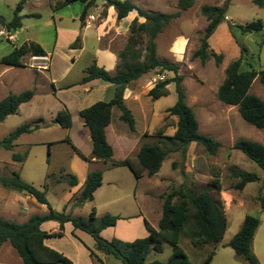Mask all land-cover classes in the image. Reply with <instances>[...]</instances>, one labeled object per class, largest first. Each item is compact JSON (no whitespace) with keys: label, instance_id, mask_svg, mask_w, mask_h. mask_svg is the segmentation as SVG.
<instances>
[{"label":"rangeland","instance_id":"obj_1","mask_svg":"<svg viewBox=\"0 0 264 264\" xmlns=\"http://www.w3.org/2000/svg\"><path fill=\"white\" fill-rule=\"evenodd\" d=\"M131 1L147 11L164 13L179 11L178 0ZM19 2L20 0H0V19L11 20ZM226 2H228L226 19L232 24V27L229 28L227 23H222L209 39L210 48L224 55L223 63L217 66L211 57L205 63H202L199 58H193L194 52L201 45V38L204 36L208 25L201 8L205 5L223 6ZM54 4L55 0H27L20 13L23 17L22 28L13 33L8 31L6 27L0 26V31H4V34L0 35V60L3 56L9 54L15 46H20L24 42L30 41L39 43L50 53V56H47L48 59H35V56L31 54L26 55L23 58L25 67L21 69L0 64V99L3 98L7 90L15 93L26 89L37 88L38 90L37 98L34 102L26 103L18 113L9 115L0 123V139L26 122H31L38 118L43 119L40 122L39 129L30 135L20 138L14 147V152L22 153L26 150L28 151V158L25 163L19 164L13 161L11 158L12 152L0 147V174L8 176L13 171H16L25 181L39 189L47 186L49 190L46 196L51 206L57 212H62L64 209L62 202L66 198V192H63L62 189L67 190L69 185L66 181H62L60 177L64 173L76 174L72 172L71 168V158L76 151L71 143L65 140L68 139V136L71 137L74 143L80 146L82 150H86L87 145L75 133V129L79 125V117L75 119V127L70 129L59 126L54 123L53 119L57 112L62 110L61 102L64 100L72 101L71 99L74 96L76 97V93L81 91L80 86L76 84L84 77L85 69L97 62V57L94 55L96 49L108 44H116V47L121 46L126 35L127 37L129 36V31L125 33L117 30L118 34L110 35V33L114 32V30H110L109 34H104L101 38L98 24L101 19L107 16L106 7L102 0H97L88 11L86 18L90 20L89 23L92 26L87 28H85L86 18L84 21L80 19L84 9L82 2L77 1L57 10L54 9ZM257 20H262L264 24V7H258L252 0H195L194 5L190 9L181 11L180 16L166 25L157 36V54L159 59L179 65L178 73L183 76L182 87L186 94V102L195 112L199 122V131L217 139L222 144L215 156L209 155L197 143L190 144L185 156L180 151L170 152L163 161L159 173L163 177V194L173 189H178L183 183H186L187 187L199 191L211 184L213 176H218L221 180L222 190L226 194L238 195L239 190L234 188L238 180L232 176L233 171L243 170L257 173L260 177H264V171L255 162L250 160L240 150L232 148L233 144L239 139H249L264 144V131L247 123L240 116L238 107L224 104L217 96L218 88L225 78V70L234 60L242 59L240 70L264 69V28L261 32L243 34L237 27V25H246ZM139 21L142 20L139 19ZM109 23L112 26L109 29H114L115 25L119 26V28L122 26L117 21L109 20ZM77 37H80V40L76 43V47L81 48L70 49V45L74 43ZM180 43H184L181 49L178 46ZM39 68L42 70H39L40 74L35 80L33 75ZM165 77L172 78L174 73L163 72L160 68H157L144 74L140 79H137L138 81L134 82L133 98H131L137 99L142 106L149 104L151 106L150 110L154 109V116L150 118L148 130L145 133L143 132V135L141 134L139 145L142 143L159 144L162 148H171L165 137L173 135L177 123V117L171 116L167 112V109L173 106L177 100L175 83L169 85L170 94L161 97L156 102L148 96V91L152 84ZM2 80L10 88L6 89V92H4V86L1 84ZM67 84H75L74 86L76 87L61 89ZM52 85H55L57 89L53 88ZM99 91L100 89L95 87L79 103V106L85 107L92 101L106 98ZM3 92L4 94L1 95ZM250 92L264 99V86L258 78L254 81ZM73 103L72 101L70 106L74 112L76 110L74 108L77 107ZM131 109L135 110L132 105ZM113 112V118L116 123L120 110L114 108ZM134 112L137 120V130L142 133L147 125H145L137 111ZM165 122H169L171 126L167 128L163 135L159 134L158 129ZM123 126L126 129L129 128L127 123H124ZM130 137L135 139L134 136ZM77 164L79 166L82 163L78 160ZM95 166L101 169L100 164ZM48 174L52 175V177L47 178ZM122 177L125 178L126 175ZM58 179L61 181L58 182ZM131 186L130 184L127 188L119 189L124 197L128 196L127 193L129 191L134 193V189ZM162 189L161 187H156L154 191L158 193ZM226 194L224 193L222 197H226ZM78 196L79 193L71 200L73 206ZM256 196L264 197V189L261 188L259 182L249 184L244 192L240 194L243 203L236 200L231 208L230 203L225 205V207H228L227 218L229 223L225 239L234 235L237 226L242 223L246 215L259 217L262 223L254 240V248L264 264V208L260 204L259 197L256 198ZM12 198L10 192L5 191V188L0 186V216L7 215L6 210H4V204L6 200L10 202ZM132 199L134 200L133 197L125 198V201L132 203ZM85 203L72 209L74 216L89 219L92 209L99 203V198L97 201ZM29 206L30 208L24 211L27 216L42 214V212L46 211L41 205H38V208L33 207L31 204ZM18 207L20 208V206ZM40 207L43 209H40ZM142 207L150 222H156L162 213L161 204L157 198H148L146 202L142 203ZM77 235L87 244L93 243L91 235L79 232ZM55 244L59 248L72 253H76L77 248L81 249L82 247L69 233H67L65 238L56 239ZM180 244L194 264H203L211 250L210 246H193L190 239L186 236H182ZM172 252V246L169 243H165L163 252H151L147 257V262L153 260L165 262L169 259ZM3 256H8L12 264L21 263H14L16 256L12 248L7 247L5 249L4 247L0 257L1 260ZM112 259L108 260L107 263L122 264L120 260L113 257ZM209 264L250 263L244 258L236 256L232 248H220Z\"/></svg>","mask_w":264,"mask_h":264},{"label":"trees","instance_id":"obj_2","mask_svg":"<svg viewBox=\"0 0 264 264\" xmlns=\"http://www.w3.org/2000/svg\"><path fill=\"white\" fill-rule=\"evenodd\" d=\"M77 1L84 4L80 16L81 21H84L88 11L97 0H55L53 6L57 10ZM102 1L105 7L115 9L118 21L123 20L133 11L137 12V17L129 26V36L124 49L119 53L120 61L116 73H111L97 63H93L85 69V75L78 83L85 84L98 79L116 85L115 94L111 101H98L78 113L79 120L90 130L93 158L111 162L112 166H127L138 180L144 171H147L149 176L157 174L170 152L180 151L185 156L192 143L201 145L209 155L215 156L222 144L217 139L199 131V122L195 112L186 102V94L182 87L183 76L178 73L179 65L174 62L161 61L157 54V36L166 25L180 16L181 11L190 9L195 0H178L179 11L175 13L147 11L131 0ZM26 2L27 0H20L14 10L13 18L8 21L0 19V26L6 27L8 31L13 33L22 28L23 17L20 13ZM252 2L258 7H264V0H252ZM227 5L228 2L223 6L205 5L201 8L208 25L204 36L201 38V45L194 52L193 58H199L202 63H205L210 57L214 59L217 66L223 63L224 55L210 48L209 39L222 23H227L229 28L232 27V24L226 19ZM139 18L144 20L140 22ZM237 27L243 34H247L261 32L264 24L262 20H257L246 25H237ZM79 40L80 37H77L74 43L70 45V49L80 48L76 47ZM29 54L37 57L47 56L46 50L39 43L24 42L3 56L0 64L25 67L23 58ZM241 64L242 59L238 58L227 66L225 78L218 88L217 96L224 104L238 107L240 116L247 123L264 131V99L250 92L257 78L264 86V69L240 70ZM157 68L163 72L174 73L172 78L165 77L157 81L148 92V96L156 101L161 97L168 96L170 94L169 85L175 83L177 100L173 106L167 109V112L169 115L177 117V123L175 133L165 137L171 148H162L159 144H143L136 159L128 157L116 161L114 160V148L109 144L106 137V128L112 119V109L117 107L121 111V120L127 123L132 131H135L136 122L131 110L125 104L124 91L129 83ZM34 95L35 89H27L20 93L11 92L1 99L0 123L9 115L18 113L20 105L30 101ZM42 121V118H38L26 122L0 139V147L12 152L13 161L25 162L27 153L14 152L15 142L21 135L39 129ZM54 123L63 128H71L73 119L70 111L67 108L60 110L56 114ZM170 126L169 122H165L158 129V133L163 135ZM65 141L71 143L70 139ZM232 148L240 150L264 171V144L254 140L239 139ZM76 151L84 159L89 160L82 152L77 149ZM232 176L238 180L234 188L239 191L243 190L248 183L259 180L256 173L242 170L233 171ZM50 177L52 175L48 174L47 178ZM60 178L62 181H66L69 186L78 184L77 176L72 173H64ZM102 180L103 171L101 169L90 172L80 195L74 201V205L79 206L86 201H92L94 192L101 186ZM57 181L60 182L61 180L58 179ZM0 185L24 192L34 197L40 204L47 206L46 213L34 214L24 223H17L0 217V248L8 242L22 259L23 264H73L71 259L45 243L47 238L63 237L64 224L67 222H71L75 229H80L91 235L95 240L97 250L114 256L122 264H194L180 244L183 235L188 237L195 247L206 245L213 247L203 263L209 264L228 227L225 203L221 196L222 184L218 176H213L211 184L199 191H195L183 183L178 189L162 194L160 196L162 216L158 227H153L145 220L149 235L134 241H123L117 238L108 240L101 235L104 229L117 224V221L121 219L118 215L105 214L97 217L96 209L93 208L89 219H86L73 216L65 211H55L46 196L48 187L44 186L43 189H39L25 181L16 171L8 176L0 174ZM262 188H264V182ZM259 200L262 208H264V197L259 196ZM46 221L58 222L60 231L50 234L42 230L41 225ZM259 225L260 219L258 217L246 215L240 230L227 243V246L234 250L236 256L244 258L250 264H260L252 252V240ZM165 243H169L173 248L169 259L165 262L159 260L147 262V257L151 252H163ZM91 255L94 254L91 253Z\"/></svg>","mask_w":264,"mask_h":264},{"label":"crops","instance_id":"obj_3","mask_svg":"<svg viewBox=\"0 0 264 264\" xmlns=\"http://www.w3.org/2000/svg\"><path fill=\"white\" fill-rule=\"evenodd\" d=\"M106 11H107L106 18L101 19V22L98 24L99 29H100L101 38H102V36H104V34L105 35L109 34L110 30H114V32L110 33V35L111 34H118V32H116L117 30H121V31L127 33L129 31L130 24L132 23V21L137 16L136 12L133 11L126 18H124L121 21H118L116 11L113 7H106ZM139 19L142 21L144 20L143 18H139ZM109 20L119 22L122 25L121 28H119V26L115 25L114 29H109V28H112V26L109 23ZM142 21H140V22H142ZM89 22H90V20H88V18H86L85 28L92 26V24H90ZM127 39H128V37L126 35L123 44H121V46H119V47H116V44H114V45L108 44V45H103V46H100L99 48H97L95 51V54H94L97 57L96 58L97 59V62H96L97 65L105 68L107 71H109L111 73H116L117 66H118L119 61H120L119 53L124 49V47L127 43ZM183 45H184V43L183 44L180 43L178 46L181 49ZM46 52H47V50H46ZM47 56H50L49 52H47ZM8 67H15V66H8ZM16 68L21 69L23 67H16ZM39 70H42V69L39 68L34 72L33 76H35V80L38 78V75L40 74ZM154 80L157 81V79H155V78H154ZM136 81H138V80H135V81H133L127 85V87L124 91V101H125L126 106L131 110V112L134 116L135 122L137 123L134 111H137L140 118L143 120V122L147 126L145 127V130L142 131V133L138 132L137 127H136L135 131H132L129 128L126 129V127L123 126V124L125 122H123L121 120V111L118 114V116H117L118 119L115 123V119L113 118V113H114L113 110H114V108H117V107H113L111 123L106 128V137H107L109 144H111L114 148V152H115L114 160H116V161H121V160H124L125 158H128V157L132 158V159H136L142 145L144 144V143H142L141 145H139L140 140H141V134L143 135V132L145 133L148 130V128H149L148 124L150 122V118L154 116V109L150 110L151 106L149 104L147 106H142L137 101V99H132L133 98V86H134V82H136ZM78 83L76 85L80 86V88H81L80 92L81 93L80 92L76 93L77 94L76 97L74 96L71 99L74 102L73 105H76L75 107H77V108H74L76 110L73 112V109L70 106V103H72V101L64 100L61 102V109L67 108L72 115L73 126L71 128L75 127V119L78 117V113L80 110H82L88 106H91L92 104H94L98 101H104V102L111 101L114 97L115 88H116L115 84L105 82L102 80H98V79L92 80V81L87 82L85 84H78ZM1 84H3V86H4V92H6V89H10L5 81H3ZM155 84L156 83H153L151 88ZM74 85L73 84H67L64 87H62L61 89H64V88L72 89V88L76 87ZM52 87L54 88L55 85L54 86L52 85ZM95 87H98V89H100V91L104 94V96L106 98H101V100L92 101V102H90L89 105H87L85 107L79 106V103H81L82 100L84 98H86L85 96L90 94L95 89ZM168 88L170 91V87H168ZM34 89H35V95L33 96V98L30 101H28L26 103H31V102H34L36 100L38 90H37V88H34ZM22 91H24V90H22ZM4 92L1 95H3ZM11 92H12L11 90H7V92L4 94L3 98ZM12 93H15V92H12ZM18 93H20V92H18ZM55 93L57 94V92H55ZM3 98H1V99H3ZM26 103L21 104L19 107V110H21V108ZM131 105L135 108V110L131 109ZM55 117H54V119H55ZM54 119H53V121H54ZM78 124L79 125L75 129V133L77 134V136L79 137L80 140L82 139V141H84L83 143H85L87 145V149L82 150L80 148V146H77L74 143V140L71 137L68 136V139H70L71 145L73 146L74 150L75 151H76V149L79 150L89 160L84 159L77 151L73 155V157L71 158L72 172L76 173L75 175L77 176L78 184L76 186H69L67 190L62 189L63 192H66V198L62 202L63 207H64L63 211H65L66 213H71L74 216V212L72 209L75 207H78V206H75V205L73 206V203H71V200H73L75 195H77L78 193L80 195L88 174L94 170H97L98 168H96L95 165L100 164L101 165L100 168L103 171L102 184L94 192V198L90 202L97 201L99 198V203L96 204V207H94L96 209V216L97 217H101L105 214L118 215L121 217V219H119L117 221V224L115 226L108 227V228L104 229L101 232V235L105 239H108V240H112L114 238H117V239H120L123 241H134L137 238L147 237L149 235V231L146 228L145 220H147L153 227L157 228L159 225V221L161 219L162 213H161L160 217L157 218L156 222H150L147 215L143 212L142 203L146 202L147 199L150 197L155 198V199L157 198V200L161 204V212H162V201L159 197L164 193L163 189H162L164 186L162 185L163 184V181H162L163 177L159 175L160 171L153 176H149L148 172L144 171L142 177L137 180L135 175L133 174V172L131 171V169L129 167H127V166H112L111 162H104V161L98 160L96 158H93V155H92V139H91V135H90V130L80 120L78 121ZM174 130H175V128H174ZM31 133H26V134L21 135L17 139V141L20 138H22L23 136L30 135ZM130 136H134L135 139L131 138ZM169 136H172V135H169ZM17 141L15 142V146L17 144ZM27 144H29V143H27ZM22 153H27V158H28V151L27 150L22 152ZM27 158H26V160H27ZM26 160H25V162H26ZM78 160L81 161V163H82L79 166L77 164ZM19 164H23V163H19ZM123 175H126V177L123 178L122 177ZM107 176H109V177L107 178ZM258 178H259V180L255 181V182H259L261 184V188H262V184L264 182V177H260L258 175ZM251 183H253V182H251ZM251 183H248L244 187L243 190L238 191V195L231 194V193L226 194V192L224 190H222L221 196L222 195L224 196V193L226 194V197H222L223 200L225 199L224 200L225 205H228L230 203V208H231L236 200L239 201L240 203H243V200L240 198V194H242L244 192V190L246 189V187ZM130 184L132 185L131 187H133V189H134V193H131L132 191H129L127 193L128 196L124 197L122 195V191H120L119 189L127 188L130 186ZM156 187H161L162 190L160 192L156 193L154 191ZM3 188H5V187H3ZM48 190H49V188H47V191ZM5 191H9L10 196H12L13 198L10 202L7 200L5 201L4 210H6L7 215H4V216L1 215L2 218H4V219L7 218V220L10 219V221H14L17 223L26 222L31 217L30 215L27 216L26 213L24 212L30 208L29 204H31V205H33V207H37V208L39 207L38 205H41V206H43L44 209H46V211L42 212V214L47 212V206L40 204L39 202H37V200L34 197H32L26 193L19 192V191L9 189V188H5ZM132 197L134 198V200L132 199V203L130 201H128V202L125 201V198L129 199ZM257 197H259V196H256V198ZM86 202L88 203L89 201H86ZM18 206H20V208ZM43 208L40 207V209H43ZM225 210H226V214H227L228 207H225ZM21 218H23V219H21ZM244 219H243L242 223H240L237 226L236 231L234 232V235L240 230V228L244 222ZM261 223L262 222L260 220V225L257 228L255 235H254V238L252 240V252L257 257V259L259 260V263L263 264L262 259L256 253L255 248H254V240H255L257 232L261 226ZM228 226H229V223H228ZM41 229L50 233V234L56 233V232L60 231V224L56 221H46L41 225ZM227 229H228V227H227ZM78 232L81 234L86 233L80 229H75L73 227V225L71 224V222H67L64 224L63 237H50V238H47L45 240V243L49 247L63 253L65 256H67L69 259H71L73 261V264H108L107 263L108 260H113L112 257L115 258L112 255L104 254L103 252L97 250V248L95 246V240L94 239H93L92 244H87L86 242H84L77 235ZM226 232H227V230H226ZM67 233L71 234L72 237L75 240H77L80 243V245H82L81 249L77 248L76 253L69 252L68 250H63L62 248H59L55 244L56 239L65 238ZM86 234H88V233H86ZM225 235H226V233H225ZM231 238L225 239V236H224L223 240L221 241L219 246L216 248V250H215L216 252H215L214 256H216L217 251L220 248H231V247L227 246V243L231 240ZM180 242H181V240H180ZM7 244H9V243L8 242L4 243L2 245V247L0 248V257H1V254L3 252L4 247H5V249L7 247L12 248V250L14 251V254L16 256L14 263L21 262L19 264H23L22 259L19 257L17 252L14 250V248L10 244L9 245H7ZM206 246H210V245H206ZM210 247L212 250L213 247L212 246H210ZM91 253H93L94 255H91ZM2 258H3L2 260L0 259V264H12L9 261L8 256H3Z\"/></svg>","mask_w":264,"mask_h":264},{"label":"built area","instance_id":"obj_4","mask_svg":"<svg viewBox=\"0 0 264 264\" xmlns=\"http://www.w3.org/2000/svg\"><path fill=\"white\" fill-rule=\"evenodd\" d=\"M2 34H4V31L2 30V31H0V35H2ZM38 58H44V59H48V57L47 56H42V57H37V56H35V59H38Z\"/></svg>","mask_w":264,"mask_h":264}]
</instances>
